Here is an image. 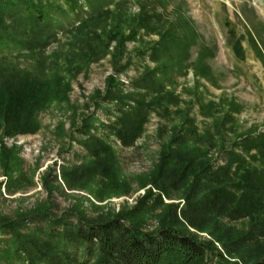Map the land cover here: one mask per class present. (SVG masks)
<instances>
[{"label": "rangeland", "instance_id": "obj_1", "mask_svg": "<svg viewBox=\"0 0 264 264\" xmlns=\"http://www.w3.org/2000/svg\"><path fill=\"white\" fill-rule=\"evenodd\" d=\"M48 6L53 33L15 37L0 48V217L42 205L88 218L136 207L146 226L157 227L168 204L178 205L180 218L184 208L193 212L186 198L206 163L218 171L235 151L249 168L264 170L258 149L246 152L241 143L264 133V0H78L75 11L67 0H50ZM96 8L110 13L90 21ZM143 12L155 17L149 30L139 25ZM31 84L42 93L8 122L1 106ZM131 95L148 110L136 115ZM134 124L137 137L124 142L117 131L133 132ZM96 140L107 148L102 160L91 154ZM177 150L197 162L181 183L171 177L174 186L161 204L153 183L169 178L177 161L168 154ZM190 218L205 228L183 221L185 227L203 239L250 235L246 246L230 244L233 260L264 257L257 215L196 209ZM9 258L0 255L2 264Z\"/></svg>", "mask_w": 264, "mask_h": 264}, {"label": "trees", "instance_id": "obj_2", "mask_svg": "<svg viewBox=\"0 0 264 264\" xmlns=\"http://www.w3.org/2000/svg\"><path fill=\"white\" fill-rule=\"evenodd\" d=\"M67 1L69 10L75 11L78 0ZM49 2L50 0H0V48L5 41L15 37H37L39 34L49 36L53 33L49 14L52 7L48 6ZM109 13L96 8L89 18L94 21L97 16L103 17ZM139 17L140 27L149 30L154 15L143 12ZM4 20H10L12 26ZM83 23L85 21L75 30L83 28ZM27 24L31 26V30H27ZM11 29L19 33L14 34ZM36 86L31 84L29 87H23L24 89L15 92L14 96H10L6 103H3L1 111L8 122H14L16 115L19 116L22 109L26 110L31 97L33 99L40 96L41 88ZM117 97L122 102L126 99L125 96ZM131 98L135 103L133 111L136 115L148 110L149 105L146 102L134 95H131ZM141 122H137L140 128ZM132 128L133 132L117 131L124 142H131L137 137L138 125L134 124ZM241 141L243 147H246V152L256 148L260 157L264 158V133L247 136ZM90 143L91 154L96 160L104 159L102 154L107 149L105 143L100 140ZM230 154L233 158L231 163L220 170L212 171L208 162L194 176L190 186L192 194L187 196L186 200L188 206L195 209L189 212L184 208L180 213L181 218L177 213L178 205L175 204H168L170 211L157 227L146 226L143 218L136 214V207H124L117 214L88 218L74 209L55 212L52 207L42 205L16 217H0V232L3 231L8 237L0 239V246L8 248L5 252L0 247V255L6 254L10 257L9 264H251L244 258L240 261L233 260L235 257L229 249L230 244L237 249L248 245L250 235L240 236L230 242H223L219 238L208 240L190 232L184 225L188 224L197 230L205 228L190 218L196 209L200 213L211 210L228 211L234 218L257 215L255 224L264 234V170L249 168L247 160L235 151ZM252 157L257 159V156ZM168 159L177 161L173 164L169 178L165 176L163 180L153 183L154 188L160 192L155 200L161 204H164L163 195L167 198L170 196L168 185L174 186L170 182L171 177L176 183H181L187 170L197 162L191 158V154L178 150L170 152ZM235 162L238 167L233 172ZM179 163L181 167L176 166ZM203 180L207 183L206 188L200 186L197 190ZM202 188L205 191L199 193ZM196 192L197 194H193ZM153 194L149 189L144 197L149 199ZM213 232L214 230H211L212 235H215ZM255 237L253 236L254 239ZM217 242L228 252L220 250ZM1 261L0 259V264ZM252 264H264V257L253 261Z\"/></svg>", "mask_w": 264, "mask_h": 264}]
</instances>
